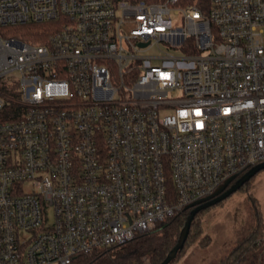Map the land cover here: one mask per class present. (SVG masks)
<instances>
[{
  "label": "built area",
  "instance_id": "obj_1",
  "mask_svg": "<svg viewBox=\"0 0 264 264\" xmlns=\"http://www.w3.org/2000/svg\"><path fill=\"white\" fill-rule=\"evenodd\" d=\"M208 1L0 0V264L123 244L264 162V0Z\"/></svg>",
  "mask_w": 264,
  "mask_h": 264
},
{
  "label": "trees",
  "instance_id": "obj_2",
  "mask_svg": "<svg viewBox=\"0 0 264 264\" xmlns=\"http://www.w3.org/2000/svg\"><path fill=\"white\" fill-rule=\"evenodd\" d=\"M179 3L181 5L194 4L201 11H206L209 7L208 0H179ZM52 26L53 24L50 22L26 23L10 27L9 30L11 35L23 40L44 43L53 30ZM253 204H255L254 199H252L248 221L235 242L218 261L212 264L264 263V224L260 209ZM189 210H183L156 228L139 233L123 244L114 245L98 252L80 254L70 264H159L176 243ZM201 212L202 210L195 214L183 248L169 264H184L179 261L178 257L190 242L196 241L201 249H207L211 245V238L201 234Z\"/></svg>",
  "mask_w": 264,
  "mask_h": 264
},
{
  "label": "rangeland",
  "instance_id": "obj_3",
  "mask_svg": "<svg viewBox=\"0 0 264 264\" xmlns=\"http://www.w3.org/2000/svg\"><path fill=\"white\" fill-rule=\"evenodd\" d=\"M160 49L174 55L181 54L177 49H166L162 43L146 53L157 55ZM252 199L255 202L253 205L260 209L264 224V168L257 171L245 185L228 197L202 210L200 213L201 234L211 238V247L201 249L196 241L190 242L179 255V261L184 264H212L218 261L232 246L248 221Z\"/></svg>",
  "mask_w": 264,
  "mask_h": 264
},
{
  "label": "water",
  "instance_id": "obj_4",
  "mask_svg": "<svg viewBox=\"0 0 264 264\" xmlns=\"http://www.w3.org/2000/svg\"><path fill=\"white\" fill-rule=\"evenodd\" d=\"M264 168V162L255 164L250 167L243 174L235 178V176L229 178L216 192L210 196L209 198L198 201L189 205L188 207L192 208L189 210V213L185 219L184 225L180 231V235L176 241V243L172 246V248L167 252L164 259L159 264H169L179 253V251L183 248L185 241L187 240L190 227L194 216L200 210H203L211 205H214L226 197H228L232 192L240 188L245 182H247L257 171Z\"/></svg>",
  "mask_w": 264,
  "mask_h": 264
}]
</instances>
